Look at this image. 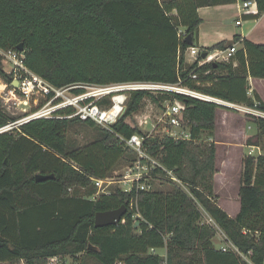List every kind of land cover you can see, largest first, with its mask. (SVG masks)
<instances>
[{
    "label": "trees",
    "instance_id": "obj_1",
    "mask_svg": "<svg viewBox=\"0 0 264 264\" xmlns=\"http://www.w3.org/2000/svg\"><path fill=\"white\" fill-rule=\"evenodd\" d=\"M237 1L0 0V48L19 50L23 44L26 66L58 87L180 83L264 111L259 94L249 95V77L264 79V43L236 34L201 48L212 52L241 42L228 60L199 66L202 56L192 63L186 58L188 48L198 46L199 7ZM253 1L258 12L244 14L245 19L264 14V0ZM190 34L192 45L186 41ZM0 75L12 82L1 65ZM146 98L159 106L165 100L184 101L190 138L147 137L129 123ZM219 108L180 93L133 90L124 115L110 129L79 117L40 118L0 133V262L47 264L52 257L69 256L78 264L88 259L100 264H264V155L245 158L235 217L214 200L217 144L202 136L215 131ZM253 118L260 137L264 118ZM12 121L0 107V128ZM78 127L93 130L94 141L82 146L71 136ZM133 134L145 136V151L172 170L191 195L160 167L152 176L169 182L167 191L154 185L138 190L135 183L131 192L116 186L110 194L97 193L92 176H113L121 162L139 159L120 138ZM248 143L258 145L253 138ZM38 174L55 177L37 181ZM126 201L127 212L117 224L95 226L97 212ZM202 209L239 252L216 248V227L203 221ZM152 248H165L166 256Z\"/></svg>",
    "mask_w": 264,
    "mask_h": 264
},
{
    "label": "built area",
    "instance_id": "obj_2",
    "mask_svg": "<svg viewBox=\"0 0 264 264\" xmlns=\"http://www.w3.org/2000/svg\"><path fill=\"white\" fill-rule=\"evenodd\" d=\"M243 8L246 9L244 10L246 13L256 12L257 3L253 0H244ZM237 23L240 24L241 20L237 21ZM236 51V45L228 47L225 50L218 49L212 52L202 50L197 46H191L187 50V52H190L193 56H195V60H197L199 56H202L201 59H199V66L208 62L228 60L236 53ZM204 53L207 54L205 57H203ZM0 55L3 59L6 58L11 65H13L11 71L13 81L11 86L13 90H18L25 98V102H28L32 98L36 100L37 103L38 98L42 100L38 107L29 114L1 127L0 133L10 131L12 128L23 123L40 118L79 117L82 120H92L97 124L110 129L111 126L124 115L127 107L129 92L133 90H148L157 96L174 92L180 93L216 103L223 108L234 109L250 113L256 117L264 118V111L256 107L231 102L206 94L200 90L184 86L180 83L130 82L106 86L76 83L58 87L26 66L24 62L25 53L23 51L3 50L0 48ZM196 76L197 75H193V78H196ZM16 81L18 82L17 88L13 86ZM78 88H82L84 91L76 92L75 90ZM104 98H108L110 101L108 105L100 103V101ZM147 100L148 98L144 101ZM152 105L154 106L156 104L153 103ZM156 106L160 108L161 111L157 117L156 123L153 125V130L158 132L147 133V137L155 134H167L168 136L177 139L190 138V131L189 133H186V131L183 130V127L185 126L184 111L186 109V103L184 101L179 99H175L173 101L165 100L161 106ZM69 109L72 110L69 111ZM135 117H138L140 121L139 124L135 123ZM128 122L138 125L142 129V125L148 123V120H142L137 112V114L133 116V119H128ZM179 129L182 130L181 133H179ZM120 138L128 147L138 152L139 159L133 164L128 165L124 174L106 177L92 176L91 179L98 188V194H110L116 186H119L124 191L131 192L135 183H137L136 187L138 190H151L153 188L152 180H154L152 174L157 167L166 171L171 179L181 186V188L187 193L190 192L188 186L175 176L172 170L164 167L157 158L149 155L145 151V136L133 134L130 138H124L122 136ZM73 166L78 168L75 165ZM131 206L133 207V204ZM202 211L204 215L205 210L202 209ZM138 216L140 215L138 214ZM230 243L234 246V249L239 252V249L232 242ZM226 249L227 248L223 247V250ZM150 251L156 253L155 248H152ZM60 261L62 262L60 257H52L49 259L47 264H57ZM164 264H167V260H165Z\"/></svg>",
    "mask_w": 264,
    "mask_h": 264
},
{
    "label": "rangeland",
    "instance_id": "obj_3",
    "mask_svg": "<svg viewBox=\"0 0 264 264\" xmlns=\"http://www.w3.org/2000/svg\"><path fill=\"white\" fill-rule=\"evenodd\" d=\"M243 4V0H239ZM264 25L259 30L263 31ZM186 58L189 62L195 61V56L190 52L186 53ZM193 60V61H192ZM0 65L4 71L8 74L11 73L13 65L5 58L0 57ZM9 77L5 78L0 75V107L5 110L12 120H17L35 110L41 103V99L38 98V103L33 98L28 102H25V98L19 93L18 90L14 91L12 83L9 82ZM262 80V79H261ZM263 82L258 84V93L260 98L264 101V79ZM257 91V90H256ZM257 93V92H256ZM257 93V94H258ZM255 96V95H253ZM152 101L148 99L144 101L141 109L139 110V116L142 120H148V123L142 125V130L145 133H157L158 131L153 130V125L157 121V117L160 114V108L156 105L151 104ZM226 108H219L218 124L216 126V132L211 133L205 132L202 138L206 141H214L217 144V157L216 167L217 172L215 174V186H214V200L217 204L222 207L227 213L235 215L240 209V187L242 185V175L244 172L245 158L253 156L258 158L260 155H264V135L258 136L259 129L253 117H256L250 113L237 112L229 110V113L222 112L221 110ZM137 114V113H136ZM129 119V118H128ZM133 119V118H132ZM136 124H139L138 117H135ZM245 122L246 132L241 129V123ZM147 124V125H146ZM183 130L189 133L188 127L185 125ZM182 130L179 129V133ZM71 136L78 140L83 146L89 145L95 139L94 131L91 129H85L78 127L76 130L71 132ZM253 138L258 141V145H250L248 140ZM128 164L120 163L114 175L124 174ZM154 187H158L161 190L167 191L170 189L171 184L161 179L152 180ZM188 189V188H187ZM190 194V192H188ZM191 195V194H190ZM231 216V215H230ZM203 221L210 222L216 226V235L213 238L215 246L220 249L223 247L227 249H234V246L228 240L225 232L214 223L213 219L204 212ZM159 253H163L164 250L160 248ZM237 252V251H236ZM65 264H74L75 261L71 257H66ZM26 264L24 261L19 262ZM88 264H100L94 259H88ZM55 264V263H52ZM57 264H64L61 261Z\"/></svg>",
    "mask_w": 264,
    "mask_h": 264
},
{
    "label": "crops",
    "instance_id": "obj_4",
    "mask_svg": "<svg viewBox=\"0 0 264 264\" xmlns=\"http://www.w3.org/2000/svg\"><path fill=\"white\" fill-rule=\"evenodd\" d=\"M198 10L202 18V22L199 25V29H198L197 47L208 48L217 44L220 41L232 40L236 34H242L244 37H247L248 39L256 43H264V27L262 29L263 31L259 30L262 24L264 25V14L259 19H245L244 14H246V12L244 10L246 9L243 8V4L240 3L239 0L236 3L220 4L213 6H201L199 7ZM257 11L258 8L256 12H251V13L252 14L257 13ZM239 20H241L240 24L237 23V21ZM234 45H236L237 50L243 46L241 42H237ZM262 80L260 78L249 77V85H250L249 95L253 97V95L256 92L258 93L259 91L258 84H260V82H263ZM240 104L247 105L246 103H240ZM228 109L229 108L221 110V113L225 111V113L227 114L229 113L228 112L229 110H234V109H229V110ZM237 112H241V111H237ZM219 114L220 113L218 110L217 124H218ZM222 115L224 114L222 113ZM245 124H246L245 122L240 124L243 132L244 130L246 132V129H244ZM238 212L239 211H237L235 215H232L230 213L229 215L235 217ZM158 250L159 249H156L157 254L163 256L166 255L165 248H163L164 250L163 253H159ZM64 261H66V257L62 260V263L65 264ZM0 264H12V263L0 262ZM16 264H21V263H16ZM74 264H78V263L75 262Z\"/></svg>",
    "mask_w": 264,
    "mask_h": 264
},
{
    "label": "water",
    "instance_id": "obj_5",
    "mask_svg": "<svg viewBox=\"0 0 264 264\" xmlns=\"http://www.w3.org/2000/svg\"><path fill=\"white\" fill-rule=\"evenodd\" d=\"M186 41L188 44L192 45L193 44V39H192V35H188V37L186 38ZM19 50H23V44H20L18 46ZM207 54L204 53L203 57H205ZM14 87L17 88L18 86V82H14L13 84ZM55 174H49V175H42V174H38L36 176V180L37 181H43V180H47L50 178H54ZM127 203L128 201H126L121 207L114 209V210H108V211H102V212H97L96 216H95V226L96 227H103V226H108V225H114L117 224L122 216L127 212ZM91 249L93 250H98L97 247L95 246H91ZM120 264V263H117Z\"/></svg>",
    "mask_w": 264,
    "mask_h": 264
}]
</instances>
